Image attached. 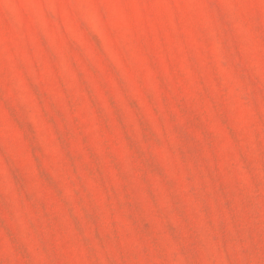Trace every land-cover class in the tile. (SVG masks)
I'll return each instance as SVG.
<instances>
[{"label":"rangeland","instance_id":"obj_1","mask_svg":"<svg viewBox=\"0 0 264 264\" xmlns=\"http://www.w3.org/2000/svg\"><path fill=\"white\" fill-rule=\"evenodd\" d=\"M0 264H264V0H0Z\"/></svg>","mask_w":264,"mask_h":264}]
</instances>
